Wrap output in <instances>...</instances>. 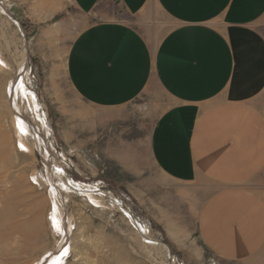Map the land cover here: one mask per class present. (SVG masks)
<instances>
[{"label": "rangeland", "instance_id": "374dc122", "mask_svg": "<svg viewBox=\"0 0 264 264\" xmlns=\"http://www.w3.org/2000/svg\"><path fill=\"white\" fill-rule=\"evenodd\" d=\"M34 1L26 13L19 0H0L5 9H0L5 62L0 60V264H38L65 243L62 264H247L222 258L204 244L199 215L207 192L171 182L157 171L149 139L155 121L172 103L160 84L153 81L136 99L111 108L88 103L72 86L71 45L105 14H85L73 0H60L55 8L49 6L55 0ZM51 9L59 12L45 13ZM153 10L165 22L158 8ZM164 34L157 32V40ZM23 57V81L36 102L20 95L21 113L39 126L63 172L50 170L45 149L15 129L8 91ZM70 180L99 190L93 199ZM110 192L150 238L113 204ZM54 202L62 209L61 224H68L65 235L55 222Z\"/></svg>", "mask_w": 264, "mask_h": 264}, {"label": "crops", "instance_id": "0c3cea01", "mask_svg": "<svg viewBox=\"0 0 264 264\" xmlns=\"http://www.w3.org/2000/svg\"><path fill=\"white\" fill-rule=\"evenodd\" d=\"M73 1L105 14L71 45L76 93L111 108L160 84L172 103L149 139L157 171L207 192L199 230L211 251L264 264V0Z\"/></svg>", "mask_w": 264, "mask_h": 264}, {"label": "bare ground", "instance_id": "6f19581e", "mask_svg": "<svg viewBox=\"0 0 264 264\" xmlns=\"http://www.w3.org/2000/svg\"><path fill=\"white\" fill-rule=\"evenodd\" d=\"M0 9L1 11H3V13L5 12L4 7H2L0 5ZM24 59L21 61L20 63V68H19V73L18 75L12 80L10 86H9V97H10V103H11V107L13 109V113L15 115V119H14V126L15 129L18 130V134H20L21 137L23 136H27L30 135L31 137H33V143L32 145H34L37 148H43L45 149V154H43V159L45 160V162L48 165V168L51 170H55L57 169L60 172H63V170L57 165V163L52 160V157L48 151V144H46L45 139L43 138L40 129L38 128L39 126H36L34 124V122H30L29 120H27L24 115L21 113L20 110V104L18 103V98L20 95H23L26 99H28V101L31 103L36 102V98L34 97V93L32 91H29L26 87V85L24 84L23 81V74H24V70L26 68V58L23 57ZM0 60L4 62V60L1 57L0 54ZM1 63V62H0ZM6 65V64H4ZM20 139V137H19ZM20 145L22 147H24V149L26 151H30V145L26 144L23 141V138L20 139L19 141ZM50 181L53 184V176L52 173H50ZM70 184L72 187H74L77 190L80 191H86L89 193V195L94 199L93 197V193L98 192L99 189H96L94 187H83L82 185H80L78 182L74 181V180H70ZM109 198L110 200L113 202L114 205L120 207L125 215L127 217H129V219L131 218V221L136 225V227L138 228L139 232H142L145 236H146V230L144 229L143 225L138 222V220L133 216L132 212L129 211L127 208H125L124 206H122L120 204V201L117 199V197L115 195H113V193H109ZM59 203V202H58ZM54 208H55V212L56 215L54 216L55 222L57 224L58 227L62 228V231L65 234H67V222L66 224H61V218L58 216V212L62 209L59 208L58 204L56 202H54ZM62 217V216H61ZM65 220V219H63ZM54 224V223H53ZM70 225V224H69ZM63 235V236H64ZM66 237V236H65ZM146 238H150L148 236H146ZM153 240V239H152ZM152 240H150L152 242ZM66 246V243L61 245L53 254H51V257L44 259L42 262L38 263V264H62L65 262V260L67 259V254H68V250H63ZM35 249V248H34ZM48 256V255H47ZM40 260V259H39Z\"/></svg>", "mask_w": 264, "mask_h": 264}]
</instances>
